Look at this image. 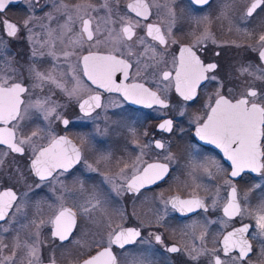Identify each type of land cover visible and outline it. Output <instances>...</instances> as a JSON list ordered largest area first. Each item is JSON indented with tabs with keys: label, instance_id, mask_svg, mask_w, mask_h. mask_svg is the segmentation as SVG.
<instances>
[{
	"label": "snow or ice",
	"instance_id": "6c2138e0",
	"mask_svg": "<svg viewBox=\"0 0 264 264\" xmlns=\"http://www.w3.org/2000/svg\"><path fill=\"white\" fill-rule=\"evenodd\" d=\"M17 3L25 16L13 22L5 14ZM211 3L0 0V264H44L46 249L47 264H58L57 249L68 251V264H172L171 254L186 257V264H264V30L241 26L264 13V0H219L215 16L196 14ZM216 21L253 42L218 41L211 30ZM180 23L189 26L188 43L176 38ZM21 38L29 45L26 63L10 49V40ZM176 44L178 55L169 51ZM209 44L217 59L205 62ZM226 47L258 57V63L234 66L237 79L247 78L238 93L225 92L216 75ZM45 61L51 68L42 69ZM212 82L215 89L185 129L178 118ZM126 105L155 109L161 138L142 143L150 133L139 130L135 109ZM73 106L81 121L76 126L91 124V130L70 138L67 110ZM110 109L120 111L109 115ZM60 125L65 134L57 131ZM177 131L186 138L179 154L163 136ZM121 138L125 151L128 143L139 150L134 160L103 147ZM153 150L157 158L145 160ZM16 155L27 164L22 167ZM174 166L184 180L173 176ZM246 174L259 179L242 192L237 181ZM169 178L168 195H144ZM21 184L26 190L18 189ZM128 196L130 215L120 204ZM200 212L204 219L180 229L191 244L166 243L159 228L168 226L172 213ZM211 213L220 215L211 220ZM212 224L219 230L209 248Z\"/></svg>",
	"mask_w": 264,
	"mask_h": 264
},
{
	"label": "flooded vegetation",
	"instance_id": "af4514ba",
	"mask_svg": "<svg viewBox=\"0 0 264 264\" xmlns=\"http://www.w3.org/2000/svg\"><path fill=\"white\" fill-rule=\"evenodd\" d=\"M219 0H212L211 3V7L205 6L203 8L202 11L197 12V15H203L204 13H210L212 16H215L216 11H217V5H218ZM21 4H17V5H13L10 6L6 12V17L10 20H12L13 22H20L22 21V19L25 16V12H18L17 8L20 6ZM10 11H12V13L14 12L15 14L13 15V17L10 18V16H7V13H9ZM262 18H264V13H262L260 16H257L254 20H252V22L248 25H241L242 27H247L249 29V31H255V32H259L261 30H264L261 28V20ZM154 19V17H153ZM228 24L227 22H224V26L223 28L220 25L219 21L214 22L211 25V30L215 35V38L218 41H236L237 43H241V44H248V43H252L253 41L248 39L243 33H238L235 28H232V31L229 32L228 31ZM189 30V26L185 23H180L177 25V28L174 29L175 31V35L176 38L180 41V43H188L189 39L186 38L185 33ZM24 33H21V37H23ZM8 39V38H6ZM10 49L13 53L18 54L17 58L21 61V63H26L28 61L29 58V45L28 43L23 39H19V40H10ZM178 50H179V44L173 45L172 48L169 50L170 53H174L176 55H178ZM213 50H215V45H211L209 44V51L207 53L204 54L203 58L205 59V62H211L213 59H217L212 55ZM222 51V56L220 58H218V62L220 64L219 69L216 72V75H218L225 84V92H227V90L229 88L233 89L234 92L238 93L241 90H243L244 87L247 86V78L246 77H242L237 79L236 78V73L234 71V66L237 65L239 62L243 61L244 63H248V62H252L253 64L258 63V57L255 53L251 52L250 50H246V49H236V48H224L221 50ZM170 59V56H169ZM232 66V67H230ZM51 68V63L49 61H45L42 64V69H49ZM232 73V76H229V73ZM215 82H212L210 84L209 87L202 89L201 90V96L200 99H198L196 102L194 103H190V107L188 108V115L182 118H178L179 123L181 126H183L185 129L188 128V121H189V117L194 115L195 113H197L200 109L201 106L204 102V99L207 95L208 92H211L215 89ZM256 86H260L259 84H257ZM56 91V95L54 96V99L59 100L61 103L64 102V97L61 93L58 92V90H54ZM170 96L173 97L172 102L175 103L176 100L178 99V97H175L174 92L170 93ZM126 107L130 108V109H135V113L134 114H140L142 115L140 117V119L136 120V126L139 128V130L141 132H143L145 129H147L150 133L149 137H145L143 138V140L141 141L143 142H147L148 139H150L153 135L155 136V138L159 139L161 138V134L156 130L155 125L157 123L160 122V116H156L155 118L151 119V113H158L155 109H149V108H143L140 106H136V105H126ZM100 111V110H97ZM112 111H117L119 112V109L116 110H109V113L111 114ZM67 114L70 117V119L73 121V124L69 125V128L67 129V134L71 137H74V133L77 130L78 132L81 131H90L91 130V124H89V128H79L76 125H78L79 123H81V121H79L77 118L79 116V111L77 108L70 107L67 110ZM103 114H101L102 116ZM99 123L102 124V121H98ZM57 131L60 132V134H65L63 131V125H60L59 128L57 129ZM72 131L74 133H72ZM189 135H191V133H189ZM163 136L165 138L170 139L171 143H172V151L176 152L177 154H179L180 152H182L183 147L186 144V138L185 139H180V134L179 131H177V134L172 136L170 134H163ZM115 139V138H113ZM126 141L125 139H122L119 141V143H113L111 140L108 141L105 145H103L104 148H108L111 149L116 158H119L121 156H123L124 159H127L129 161L134 160L136 155L138 154L139 150L135 149L134 146L131 143H128L127 146V150L125 151L124 149V145H125ZM159 150H153L152 152H149L144 159L148 160L149 162H151L153 159H156V152H158ZM210 154H214V153H210ZM15 155V154H14ZM89 158L91 159V155H89ZM16 159L19 161V164L23 167L27 164V157H20L18 155H16ZM9 161H11V158H9ZM122 166V165H121ZM175 170L173 172V176H179L180 180H184L185 177L182 175V171L179 167L174 166ZM118 169L116 168L115 164H113V171H117ZM94 175V174H93ZM253 177H255V174H246L243 178L238 179L237 183L238 186L240 187L241 191L243 192L248 186H250L252 183L256 182V180H258L259 178L257 177L255 180L253 179ZM32 179H34L33 177H28V183L32 182ZM63 179V177L61 178ZM216 183H219V181H217ZM173 184V181L171 178H169L166 182H161L158 186H152V188L150 190H146L144 191V195L151 197L156 193H159L161 190H165V195H168L169 192L166 191L170 185ZM18 189L20 191H24L26 190L24 188V185L21 184L18 186ZM173 191H175V186L173 185ZM44 192H47V189L44 190ZM44 193H41V195H43ZM202 196L205 195L204 192L200 193ZM222 194H225L224 192H222ZM143 199V196L140 198ZM120 204L127 210V212L129 213V215L132 213L133 211V206H132V197L128 196L125 197L123 200L120 201ZM136 207L137 210L140 212L144 211V208L141 206L140 204V200H137L136 202ZM220 215V213H211L207 216L208 219L211 220H215L217 219V216ZM204 219V214L202 212L200 213H190L187 216H180L177 213H172L170 215V217L168 218V220L166 221L167 223V227H161L159 228V231L164 233L165 236V240L166 243L168 244H172V243H176L180 246H184L185 244H191L192 240L190 237L188 236H184L180 229L183 227V225L185 224H191L192 221L195 220H202ZM133 223H135V221H133ZM173 229H175V232H173ZM219 230V225L218 224H212L209 225V236H208V243L207 246L210 248L212 247V239L214 237V235L216 234V232ZM230 230V229H229ZM189 232H191V229L188 230ZM146 234V232H145ZM196 235H199V230L196 231ZM6 243H10L11 242V237L10 236H6L5 239ZM197 245H199V241H196ZM70 247V246H69ZM51 249H46L43 253L44 255V264L47 263V257L50 253ZM56 257H57V261L58 264H68V251L66 249H57L56 250ZM171 259H172V264H186V257L180 255V254H171ZM253 259H255V257H253Z\"/></svg>",
	"mask_w": 264,
	"mask_h": 264
},
{
	"label": "rangeland",
	"instance_id": "374dc122",
	"mask_svg": "<svg viewBox=\"0 0 264 264\" xmlns=\"http://www.w3.org/2000/svg\"><path fill=\"white\" fill-rule=\"evenodd\" d=\"M71 2L75 3V2H77V0H71ZM24 7H25V6H24L23 4H21V5L17 8V9H18L17 11H18V12H23V11H24ZM23 13H24V12H23ZM14 14H15L14 12L12 13V11H10L9 13H7V16L9 15L10 18H11V17H13ZM119 111H120V110H119ZM109 115H111V114L109 113ZM134 115H135V117H137V119H140V117L142 116V115H140V114H134ZM156 116H159L158 113H151L150 118L153 119V118H155ZM114 118H116V117H114ZM101 121H102V119H101ZM77 132H78V131L76 130L75 133H77ZM72 133H74V132L72 131ZM75 133H74V134H75ZM122 139H123V138H121L120 140H122Z\"/></svg>",
	"mask_w": 264,
	"mask_h": 264
},
{
	"label": "water",
	"instance_id": "95a60500",
	"mask_svg": "<svg viewBox=\"0 0 264 264\" xmlns=\"http://www.w3.org/2000/svg\"><path fill=\"white\" fill-rule=\"evenodd\" d=\"M17 4H19V3H17ZM17 4H15V5H17ZM45 264H47V263H45Z\"/></svg>",
	"mask_w": 264,
	"mask_h": 264
}]
</instances>
